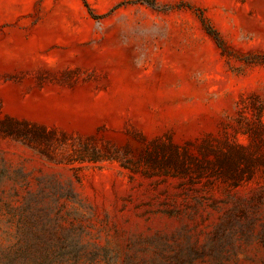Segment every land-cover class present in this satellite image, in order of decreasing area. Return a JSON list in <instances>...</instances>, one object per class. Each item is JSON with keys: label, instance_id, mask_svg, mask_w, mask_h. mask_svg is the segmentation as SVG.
Wrapping results in <instances>:
<instances>
[{"label": "rangeland", "instance_id": "374dc122", "mask_svg": "<svg viewBox=\"0 0 264 264\" xmlns=\"http://www.w3.org/2000/svg\"><path fill=\"white\" fill-rule=\"evenodd\" d=\"M0 264H264V0H0Z\"/></svg>", "mask_w": 264, "mask_h": 264}, {"label": "trees", "instance_id": "16d2710c", "mask_svg": "<svg viewBox=\"0 0 264 264\" xmlns=\"http://www.w3.org/2000/svg\"><path fill=\"white\" fill-rule=\"evenodd\" d=\"M41 131H39L38 129H33L32 130V136H27L28 137V139H30V140H35V141H38V140H40V141H49L50 140V138H51V136H52V133L50 132V131H48V130H42V129H40Z\"/></svg>", "mask_w": 264, "mask_h": 264}]
</instances>
